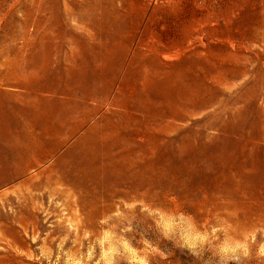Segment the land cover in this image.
Instances as JSON below:
<instances>
[{"label": "rangeland", "instance_id": "374dc122", "mask_svg": "<svg viewBox=\"0 0 264 264\" xmlns=\"http://www.w3.org/2000/svg\"><path fill=\"white\" fill-rule=\"evenodd\" d=\"M124 6L141 37L127 59L141 41L172 66L188 37L198 46L205 36L206 67L223 64V85L208 82L206 93L223 101V119L202 118L217 104L208 105L166 131L174 140L206 135L219 161L213 156L163 177L152 172L157 182L150 181L154 190L146 197L122 192L131 173L145 180L148 169L142 162L131 168V153L118 146L138 127L117 100L120 83L130 90L133 80L99 78L102 59L112 57L104 51L119 21L115 12ZM263 8L264 0H0V264H264V183L235 178L245 152L264 166ZM215 38L223 39L220 48ZM84 80L97 96H84ZM154 88L153 100L168 110L173 85L162 78ZM156 118L141 119L153 134L171 123ZM237 205L254 214L233 213Z\"/></svg>", "mask_w": 264, "mask_h": 264}, {"label": "bare ground", "instance_id": "6f19581e", "mask_svg": "<svg viewBox=\"0 0 264 264\" xmlns=\"http://www.w3.org/2000/svg\"><path fill=\"white\" fill-rule=\"evenodd\" d=\"M253 15H256V14H253ZM251 16H252V14H251ZM258 16H260V15L258 14ZM115 18L117 21L119 20L115 26L116 30L111 32L110 34H108L107 39L105 38L107 40V44L105 45L106 51H104L105 55L106 54L111 55L112 57L109 61L107 60L106 56L102 59L99 78H102V79L105 78L106 81L109 83H111L112 80L116 79L118 76H120V77L122 76V78L120 80H127L129 78H131L133 80V84L131 85L130 90H127L125 86H123V88H122L121 83H120V86L118 89L119 90L118 91V93H119L118 97L119 98H117V100L123 98L124 101H123L122 105L124 107V111H123L124 115L131 118L132 120H129V121L133 122L135 126L138 125V127H137V129H134L132 131V133H129V134L125 135L124 137H122L120 139V142H119L120 144L119 143H117V144H119L118 146L120 148H124L131 153L129 156L126 157V159H127L126 161L128 164H130L129 166L131 168H133L134 163L142 162L141 164L148 169L145 170V171H147V173L144 175L145 180L137 178L138 173L136 171L131 173L129 175V179L127 181L128 184H127L126 190L122 191V192L125 195H129L130 193H134L133 197H137L138 195L146 197V196L151 194V190H154V188L152 186L153 184H151L150 181L157 182V180L154 179L152 172H155V173H157V175L163 177V176H168L171 173V170L180 171L181 173L184 172L185 170H189L186 167H188L189 165L193 166L192 164L195 162H198L200 164H205V162L211 160L213 156H214L213 157V160H214L216 155H213V153H211V150L214 151V149H212L213 147L211 148L209 143H208V139L210 140L211 138L205 139L204 136H206V135H201L200 132L195 131V132L188 134L187 138L185 140H180V139L174 140L171 138V136H169V134L166 131L175 129L174 120L176 121V119H178V120L179 119H185L188 115L190 116V115L194 114L196 112L195 110L199 111V109H201V108L204 109L203 107L208 106V105L217 104L218 106L216 105V107L213 108V110L211 109V111L206 112L202 118L212 116L214 118L223 119V112L225 111V110L223 111V103H222L223 101L218 100V99L212 100L213 97L211 98L210 96H206V93L210 88V86L208 85V82H214L215 84L217 83V84L223 85V78H224L223 77V64L221 62V65H220L221 69L220 70H214L215 68L212 67L211 64H209L211 66H209V65L208 66L213 68L212 71L206 67V64H208V62L204 59V57H206L209 54L208 51H209L210 46H207L206 42L209 38L207 39L205 36L201 38V41H200L198 46H196L197 45L196 43H195V45H193V43L195 41L192 42L193 40L191 41V38L188 37L186 39L187 40L186 43L183 42L185 44L184 45L182 44V46H180L177 50V55L179 57L182 56V58L179 60L176 59L177 62L172 66H168V65L165 66L164 62L162 63L161 59L158 58L160 53L156 47H146V46L143 47L142 45H144V44H142L141 41L138 44L137 48L133 50L131 57L129 59H127V54L129 53L131 43L133 42V40L135 39L137 34L135 36V29L131 24L132 21L129 19L130 18V12L127 10V7L124 6L120 12L119 11L115 12ZM253 18L254 17H252V19ZM250 20H251V18H250ZM253 20H254V24H255V20H257V22H258L259 18L257 19V17H256V19H253ZM248 23H249V21H248ZM257 24H260V23H257ZM252 26L253 25H251V27ZM245 28L247 29V27H245ZM254 29L256 30V27H254ZM241 31H242V29H241ZM248 31L250 34L251 30H248ZM260 32H262V31L260 30ZM197 37H199V36H197ZM256 37H258V36H256ZM136 38L138 41L141 39L140 36H138ZM251 38L252 37H250V39ZM250 39H247V40L250 41ZM253 39L254 38H252L251 40H253ZM30 40L31 39L26 40L27 44L30 43ZM217 41H218V39H216V45L220 41H223V39L222 40L219 39V42H217ZM231 44H233V43H231ZM213 45L211 44V47ZM247 45H248V43H247ZM222 46H223V44H222ZM230 46H232V45H230ZM40 48L41 47H39V49ZM224 48H225V45H224ZM249 48H250V46H249ZM239 51L236 54L240 53ZM247 51H249V50H247ZM215 52H216V50H215ZM244 52H245V50H244ZM35 53H37V50ZM241 54H243V53H241ZM247 54H248V56H251V55H249V53H247ZM251 54H253V53L251 52ZM175 55H176V53H175ZM253 58L254 57H252V59ZM250 59H251V57H250ZM254 59H256V56ZM263 61H264V59H263ZM225 63H226V61H225ZM233 65L235 66V64H233ZM233 65L231 64L230 66L232 67ZM224 66H226V65H224ZM231 67H230V69H231ZM241 67H239V68H241ZM232 70H234V68H232ZM213 71H215V72H213ZM254 72H256V71H254ZM257 73H259V72H257ZM249 74H251V73H249ZM229 76L231 78L232 74L229 75V73H228V77ZM240 76H243V75H240ZM240 76H238V77H240ZM232 77H234V74ZM254 77H256V76L254 75ZM162 78L164 79L166 84L173 85L174 90H175L174 97L176 95V98H173L172 100H170L168 104L165 103L166 107L168 106V108H169L168 110L161 109L160 104L156 103L159 101V99H157V101H154L153 99H155V96H152L153 95L152 89H155L154 87L160 84V82L162 81ZM102 79H99V84L101 86H106L107 88H109L110 84L105 82ZM245 80H247V79H245ZM38 81H40V80H38ZM89 83H90L89 80H84L82 83L83 89H84V96L85 97L97 96V92H96L97 87L94 85H91V84L89 85ZM233 83L234 82H226L225 85L233 84ZM256 83H259V81ZM246 85H247V83H246ZM249 85H251V84H249ZM259 86L261 87V85H259ZM259 86H257V87H259ZM243 87H242V89H243ZM246 87H248V86H246ZM252 87H253L252 89L255 90L254 89L255 86H252ZM213 89H215V88H213ZM236 89H237V86L235 88V91H236ZM232 90H233V88H232ZM253 90H251V91H253ZM217 91H218V89H217ZM261 92H263V91H261ZM243 93H244V91H243ZM213 94H214V92H213ZM250 94H252V93L250 92L249 95ZM215 95L216 94H214V97H215ZM239 97L240 96H238V94L233 92L232 98L236 102L239 101V99H240ZM247 97H249L248 94H247ZM100 98H107V93L103 92L101 94ZM243 100H245V99L243 98ZM246 100H247V98H246ZM254 100H255V98H254ZM150 103H152V104H150ZM163 108H165V107H163ZM225 108L228 109L227 107H225ZM137 111L141 112L142 113L141 116L144 118H140V115H138L139 117H137V116L133 117V115H137V113H135ZM262 113H263V110H262ZM161 115L165 116L166 118L168 117V120H170L171 123H168L165 125L167 128L162 133L153 134L152 132H149V127H147L146 123H145L148 120L147 118H149V120H155L156 117H159ZM122 118H123V115H122ZM141 119H145V120L147 119V120L144 122ZM160 119H159V121H160ZM161 120H163V119H161ZM193 121L195 123L198 122V120H193ZM131 122H130V124H131ZM140 122L141 123L144 122V125H145L144 128L147 129V131H145V132L140 131V129H139V123ZM161 122H163V121H161ZM151 123L152 122H150V124ZM163 123H165V122H163ZM159 124H160V122H159ZM159 124L157 126H160L162 123L160 125ZM149 126H151V125H149ZM154 126H156V125H154ZM151 130H152V128H151ZM221 130L223 131V128ZM128 131H130V130H128ZM262 135H263V133H262ZM174 136H177V133H175ZM111 142H113V141H111ZM250 145L252 146L251 143H250ZM246 146H247V144H246ZM161 149H163L164 151H167V152H165L164 155H160V157H157L156 159H152V158L147 159V157L150 154H153L154 152H157ZM246 149H248V148H246ZM200 152H201V155L196 158V155ZM217 153H218V151H217ZM183 154H186L187 156L184 157V156H182ZM243 154H244V156H242V159L239 160L240 163H239L238 169L235 168L237 171H236V173L234 172L235 178H237V182H240L241 180H243V181L254 180L257 182L264 183V166L258 167L257 166L259 164L258 162H256L258 164L255 165V163L253 161L254 157H250L248 152L247 153L245 152ZM255 155H256V152H255ZM222 156H223V154L221 155V157ZM217 159L219 161V158H217ZM217 159L215 158L214 161H216ZM213 160H211V161H213ZM226 160H228V158ZM237 161H238V159H237ZM237 161H236V164H237ZM233 162H234V160H233ZM170 177L174 178L173 175H171ZM146 180H148V181H146ZM173 180H176V177ZM248 184H252V183H248ZM243 186H244V184H243ZM248 187H249V185H248ZM138 191H141V194H139ZM259 193H260V191H259ZM155 200H159V198H156ZM171 201L173 202V208L175 209V207H177L179 205L178 202L176 201V198L172 199ZM163 203L164 202H161V204H163ZM253 205H255V204H253ZM202 206H203V204H202ZM234 209H235V212H233V213H235V214H240L239 213L240 210L243 211L244 215L248 214V215L252 216V214H254V211L252 212V211H249L248 209H247L248 211H246L240 205H237ZM206 210H207V208H206ZM205 214H206V212H205Z\"/></svg>", "mask_w": 264, "mask_h": 264}]
</instances>
